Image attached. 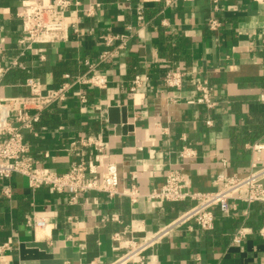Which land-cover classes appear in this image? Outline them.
Listing matches in <instances>:
<instances>
[{"label": "crops", "instance_id": "1", "mask_svg": "<svg viewBox=\"0 0 264 264\" xmlns=\"http://www.w3.org/2000/svg\"><path fill=\"white\" fill-rule=\"evenodd\" d=\"M23 1L0 0L1 98L29 94L27 78L43 91L60 86L66 74L97 62L104 36L125 35L99 65L105 88L74 85L40 111L33 132H23L36 165L58 173L79 159L73 142L100 138L118 184L112 196L90 191L71 201L68 192L32 189L21 176L0 179V264H109L130 239L152 234L190 205L149 196L168 171L185 176L189 191L205 192L216 189L220 173L244 176L264 165V147L255 146L264 144V0H221L216 31L206 26L210 0H71L67 38L33 43L17 15ZM174 66L186 73L179 89L162 84ZM136 74L143 81L131 91ZM199 79L212 88L213 109L188 102ZM183 147L189 155L180 154ZM93 152L85 148V158ZM32 217L44 225L29 224ZM262 226L264 202L232 198L227 213L214 210L212 229L184 225L148 248L143 262L125 264H264Z\"/></svg>", "mask_w": 264, "mask_h": 264}, {"label": "built area", "instance_id": "2", "mask_svg": "<svg viewBox=\"0 0 264 264\" xmlns=\"http://www.w3.org/2000/svg\"><path fill=\"white\" fill-rule=\"evenodd\" d=\"M128 1V0H127ZM173 0H165L166 5ZM190 1V0H189ZM221 0H210L211 14L206 20L207 29L216 31L222 26L219 16V3ZM71 0H24L21 10L17 13L21 20L23 31L30 43L33 42H58L68 36V30L74 26V20L67 17V10L72 5ZM74 0V3H78ZM144 11L136 8V18L142 20ZM125 40V35H106L104 43L109 47L115 40ZM104 48L98 55L97 62L88 64V69L74 76L66 74L69 80H65L60 86L43 91L31 78L24 81L29 94L10 98L0 97V179L10 178L14 175L25 179L26 184L34 189L47 186L54 191H66L70 194V200L74 201L79 193L101 191L112 196L117 193L118 171L114 162L106 158L104 144L100 138L88 136L82 137L73 144L79 147L76 155L79 157L72 162L70 168L62 173L52 171L46 167L36 165L29 154V145L24 139L23 132H33L40 118V111L45 107L63 101L74 85H90L93 88H105L108 77L99 70V65L110 61L113 50ZM264 47V40H262ZM185 71L178 66L167 69L162 76V84L165 87L179 89L185 78ZM139 74L131 80L130 90L134 91L142 83ZM195 89L197 95L189 98L190 103H200L207 109H213L216 101L213 98L211 86L207 80H196ZM210 119L206 124H211ZM257 148L264 144H256ZM85 148H92L93 154L85 158ZM189 148L183 147L182 156L189 155ZM191 150V149H190ZM191 152V151H190ZM264 179V165L255 166L244 176L218 174L215 182L216 189L212 191H189L188 182L180 172L170 170L165 175L162 184L153 190L149 196L163 202H179L189 200L190 205L167 223L159 226L152 234L141 240L130 239L125 251L109 264H125L135 258L144 261V252L156 245L171 231L184 225L194 224L200 229L209 230L213 227L214 210L222 213L229 211V200L240 199L248 203L264 202V186L259 181ZM5 195L9 189L3 190ZM29 224L43 226L42 217H32L26 220ZM260 236L264 237V226L258 229ZM244 234L243 228L238 229L233 241H238ZM6 244L0 245V249Z\"/></svg>", "mask_w": 264, "mask_h": 264}, {"label": "water", "instance_id": "3", "mask_svg": "<svg viewBox=\"0 0 264 264\" xmlns=\"http://www.w3.org/2000/svg\"><path fill=\"white\" fill-rule=\"evenodd\" d=\"M259 183H261L262 186H264V179H261V180L259 181Z\"/></svg>", "mask_w": 264, "mask_h": 264}]
</instances>
